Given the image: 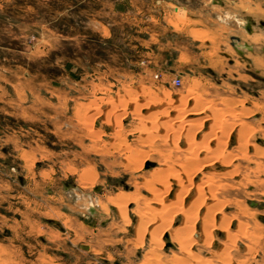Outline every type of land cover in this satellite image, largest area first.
Returning <instances> with one entry per match:
<instances>
[{
    "label": "rangeland",
    "instance_id": "rangeland-1",
    "mask_svg": "<svg viewBox=\"0 0 264 264\" xmlns=\"http://www.w3.org/2000/svg\"><path fill=\"white\" fill-rule=\"evenodd\" d=\"M148 256L264 264V0H0V264Z\"/></svg>",
    "mask_w": 264,
    "mask_h": 264
},
{
    "label": "bare ground",
    "instance_id": "bare-ground-1",
    "mask_svg": "<svg viewBox=\"0 0 264 264\" xmlns=\"http://www.w3.org/2000/svg\"><path fill=\"white\" fill-rule=\"evenodd\" d=\"M243 44H242V42H241V46H242ZM198 113V112H197ZM200 113V112H199ZM175 121H177V119L175 120ZM189 163V162H188ZM211 163V162H210ZM187 164V163H186ZM186 164H185V166H186ZM206 164H209V162L208 163H206ZM190 165V163L187 165V166H189ZM187 166L185 167V168H187ZM202 166H204V164L202 165ZM228 173V172H227ZM206 175V174H205ZM211 178V177H210ZM203 180H204V178H203ZM206 180V179H205ZM205 180H204V182H205ZM202 181V180H201ZM208 181V180H207ZM164 188H165V186H164ZM196 188V187H195ZM190 189H192V188H190ZM168 188H166V192H168ZM181 190V189H180ZM188 190V189H187ZM213 192H211L210 194H212ZM121 194V193H120ZM119 194V195H120ZM186 194V193H185ZM125 195V194H124ZM182 195V196H181ZM122 197H123V194L121 195ZM119 197V199L120 198H122V197ZM175 196H176V198H175V204H177L178 203V206H175L177 209H180L181 210V212L182 213H184L183 215H185L187 218H188V209H191V207H194V205L196 204V201L197 200H199V199H197L198 198V196L197 195H195V196H193V199H192V201H191V203H190V207H188V208H185V209H183L182 207H181V203L183 202V199L185 198L184 196L185 195H183V194H181V193H177V194H175ZM109 198V197H108ZM110 198H111V196H110ZM110 198H109V200H110ZM114 198V197H113ZM118 199V197H115V201ZM123 199V198H122ZM122 199H120V200H122ZM108 200V199H107ZM112 200V199H111ZM114 200H113V202L112 203H114L115 202ZM177 201V202H176ZM111 202V201H110ZM148 202V201H147ZM216 202V201H215ZM116 203H121V201H119V200H117L116 202H115V204ZM174 204V205H175ZM179 204H180V206H179ZM217 203H212V204H209V205H207V206H205V208H206V212L204 213V217H203V219H202V226H201V229H202V231H203V233H207V231H208V224H207V222H206V216L209 214V213H211V210L212 209H214V208H216V206L218 205H216ZM116 205H118V204H116ZM120 205L121 204H119V210H120V208L122 207H120ZM149 205V204H148ZM222 205V204H221ZM221 205H218V207L219 206H221ZM152 206V205H151ZM150 206V207H151ZM217 207V208H218ZM123 208V207H122ZM147 208V207H146ZM149 209V208H148ZM219 209V208H218ZM179 210V211H180ZM123 211H124V209H123ZM122 212V211H121ZM123 213H125V212H123ZM186 219V218H185ZM186 220H188V219H186ZM190 220V219H189ZM183 222H185V221H183ZM197 237H199V236H197ZM153 238V237H152ZM152 238H150L151 240H154V238L152 239ZM174 238H176V241H177V244H178V246L180 247V250L179 251H183L184 252V254H186V256L188 255V254H191V252L189 251V247H191V244H190V242H188L189 240L187 239V237L186 236H182L181 234H179V233H176V234H174ZM189 239H190V237H189ZM193 239V238H192ZM191 240V239H190ZM193 240H195V239H193ZM193 240H192V243H193ZM197 240V239H196ZM195 240V241H196ZM159 243V242H158ZM154 244H156V243H154ZM153 244V245H154ZM195 244V243H194ZM158 245V244H157ZM150 248V247H149ZM182 253V252H181ZM178 254V253H177ZM183 255V254H182ZM176 256V255H175ZM149 257L150 256H148L147 258V261L145 260V262L146 263H149V264H151L152 262L149 260ZM178 258L180 257V256H177ZM176 257H174L172 260H174ZM177 258V259H178ZM145 259H146V256H145ZM175 260V262H177V261H180L181 262V260L180 259H178V260ZM155 260V259H154ZM151 262V263H150ZM182 263V262H181ZM154 264V263H153ZM175 264H177V263H175ZM178 264H179V262H178Z\"/></svg>",
    "mask_w": 264,
    "mask_h": 264
},
{
    "label": "water",
    "instance_id": "water-1",
    "mask_svg": "<svg viewBox=\"0 0 264 264\" xmlns=\"http://www.w3.org/2000/svg\"><path fill=\"white\" fill-rule=\"evenodd\" d=\"M246 29L251 32V26L250 23H246ZM231 39L233 46L235 47V49L238 51V53H242V48H246L248 50H252V45L244 42V44L241 46L238 41L240 40L238 36H232ZM251 205H255V203L251 202ZM52 221V220H49ZM165 237H168V234H165ZM167 245H171L170 242H167Z\"/></svg>",
    "mask_w": 264,
    "mask_h": 264
},
{
    "label": "built area",
    "instance_id": "built-area-1",
    "mask_svg": "<svg viewBox=\"0 0 264 264\" xmlns=\"http://www.w3.org/2000/svg\"><path fill=\"white\" fill-rule=\"evenodd\" d=\"M173 82L175 85H179L180 84V78L179 77L174 78Z\"/></svg>",
    "mask_w": 264,
    "mask_h": 264
},
{
    "label": "crops",
    "instance_id": "crops-1",
    "mask_svg": "<svg viewBox=\"0 0 264 264\" xmlns=\"http://www.w3.org/2000/svg\"><path fill=\"white\" fill-rule=\"evenodd\" d=\"M49 220H50V219H49ZM49 220H48V221H49ZM49 222H53V223H54V221H49Z\"/></svg>",
    "mask_w": 264,
    "mask_h": 264
}]
</instances>
